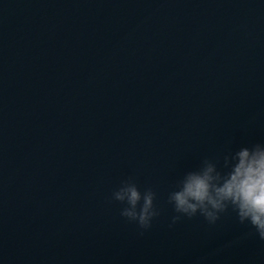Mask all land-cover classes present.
<instances>
[{"label":"water","instance_id":"1","mask_svg":"<svg viewBox=\"0 0 264 264\" xmlns=\"http://www.w3.org/2000/svg\"><path fill=\"white\" fill-rule=\"evenodd\" d=\"M264 143V0H0V264H264L229 209L177 215L204 158ZM153 188L152 227L111 196Z\"/></svg>","mask_w":264,"mask_h":264},{"label":"clouds","instance_id":"2","mask_svg":"<svg viewBox=\"0 0 264 264\" xmlns=\"http://www.w3.org/2000/svg\"><path fill=\"white\" fill-rule=\"evenodd\" d=\"M156 198L151 187L142 192L133 176L123 180L111 196L112 201L124 205L120 215L142 230L150 229L160 215ZM168 202L177 213L170 226L197 214L215 224L222 213L231 209L239 223L254 229L247 235L264 240V143L229 152L222 165L219 160L204 158L197 169L187 171L178 180Z\"/></svg>","mask_w":264,"mask_h":264}]
</instances>
